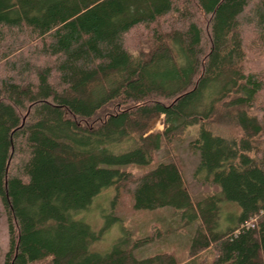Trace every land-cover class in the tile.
<instances>
[{
  "label": "trees",
  "instance_id": "obj_1",
  "mask_svg": "<svg viewBox=\"0 0 264 264\" xmlns=\"http://www.w3.org/2000/svg\"><path fill=\"white\" fill-rule=\"evenodd\" d=\"M25 43L34 64L9 58ZM2 48L4 264H178L138 259L151 241L123 229L110 252L91 250L116 221L94 232L77 216L127 186L137 211L200 222L185 264H264V0H0ZM194 126V177L218 190L200 200L176 160H157Z\"/></svg>",
  "mask_w": 264,
  "mask_h": 264
},
{
  "label": "rangeland",
  "instance_id": "obj_2",
  "mask_svg": "<svg viewBox=\"0 0 264 264\" xmlns=\"http://www.w3.org/2000/svg\"><path fill=\"white\" fill-rule=\"evenodd\" d=\"M145 33L143 28L131 33L126 38L127 47L133 51L139 50L141 42L143 41L144 43L143 37ZM247 37L249 43V40H252V35L248 34ZM31 45L30 43L17 45L14 48L15 54H10L9 58L23 55L24 59H29L30 63L34 64L36 58H32ZM7 55L8 52H6L5 48L0 49V79L10 72L8 71L7 64L9 65V61H12V59L4 58ZM254 57L255 59H259L257 55H254ZM162 121V118L155 121L151 132L163 131L164 126ZM198 130L197 126L191 127L175 146L165 147L157 155V160L159 161L176 160L179 163L185 185L194 200L206 198L218 191L215 186L202 184L194 177L198 157L190 150L189 143L197 136ZM133 170L136 173L140 172V169L137 168ZM130 190L129 186L119 190L114 188L104 190L95 198L86 211L77 216L79 220L89 225L94 232H99L105 226L108 218L113 217L116 221L104 233L102 239L92 245L91 250L100 254L110 252L115 243L122 237L123 229L131 238L133 245L137 241L144 239L151 241L143 247L134 250V254L138 259L165 254L175 258L178 264H185L189 261L191 257V241L200 222L197 221L188 225L182 220L181 214L171 208L137 211L133 207ZM234 211H236V207L233 204H226L224 206L225 214ZM9 239L8 216L0 198V264H4L5 262L6 254L9 250ZM210 249L209 251L200 252L198 257L209 261L212 260L214 248L213 250Z\"/></svg>",
  "mask_w": 264,
  "mask_h": 264
}]
</instances>
